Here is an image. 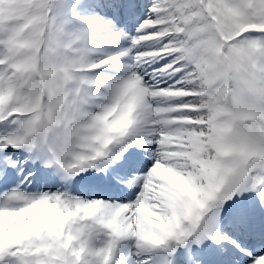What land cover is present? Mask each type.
Returning a JSON list of instances; mask_svg holds the SVG:
<instances>
[{
    "label": "snow or ice",
    "instance_id": "obj_1",
    "mask_svg": "<svg viewBox=\"0 0 264 264\" xmlns=\"http://www.w3.org/2000/svg\"><path fill=\"white\" fill-rule=\"evenodd\" d=\"M0 264H264V0H0Z\"/></svg>",
    "mask_w": 264,
    "mask_h": 264
}]
</instances>
